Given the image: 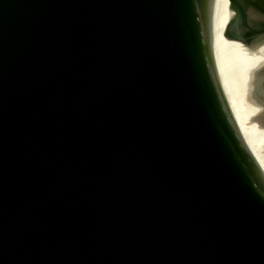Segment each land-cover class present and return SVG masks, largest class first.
Segmentation results:
<instances>
[{
  "label": "water",
  "instance_id": "water-1",
  "mask_svg": "<svg viewBox=\"0 0 264 264\" xmlns=\"http://www.w3.org/2000/svg\"><path fill=\"white\" fill-rule=\"evenodd\" d=\"M214 2L0 0V264H264ZM219 27L258 52L264 0H228ZM250 97L264 128V64Z\"/></svg>",
  "mask_w": 264,
  "mask_h": 264
},
{
  "label": "bare ground",
  "instance_id": "bare-ground-1",
  "mask_svg": "<svg viewBox=\"0 0 264 264\" xmlns=\"http://www.w3.org/2000/svg\"><path fill=\"white\" fill-rule=\"evenodd\" d=\"M228 0H215L208 13L210 47L219 81L237 127L264 169V128L253 117L261 109L250 97L256 70L264 64V44L258 52L221 34L220 23Z\"/></svg>",
  "mask_w": 264,
  "mask_h": 264
}]
</instances>
